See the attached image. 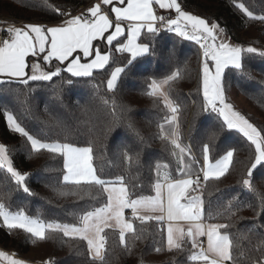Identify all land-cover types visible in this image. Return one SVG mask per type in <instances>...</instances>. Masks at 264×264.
Here are the masks:
<instances>
[{
  "label": "snow or ice",
  "instance_id": "1",
  "mask_svg": "<svg viewBox=\"0 0 264 264\" xmlns=\"http://www.w3.org/2000/svg\"><path fill=\"white\" fill-rule=\"evenodd\" d=\"M237 9L251 20L264 23V15L254 16L244 3H237ZM157 8L167 15L157 14ZM53 14L66 17L60 23L47 26L41 23L5 22L0 33L7 34L0 40V78L14 79L29 87V82H52L59 77L60 82L53 85V94L62 99L65 85L74 83L72 78H93L98 71H107L106 89L115 93L118 81L131 65L142 57L155 51L156 38L162 32L174 33L184 41H194L201 50V66L198 74V93L202 94L200 110L216 113L222 123L219 131L225 128L240 133L247 142L244 147L226 149L214 163H210L213 141L218 132L209 131L207 141L201 140L199 151L203 164L199 165L193 147L182 142L180 124L181 105L171 95L172 85L183 78L180 69L170 71L163 79L152 78L146 81L144 94L152 99L154 106L163 105V121L158 123V138L163 148L176 162V176L168 171V163H156L154 181L150 182L154 195H137L129 190L123 175L105 178L98 173L93 163L91 145L78 146L71 142H49L42 131L33 132L12 111L4 109L2 115L8 129L19 134L24 147L30 149L29 157L48 153L63 160L62 180L54 188L61 196L75 195L74 190L87 187L101 190L106 202L91 209H82L78 223H62L58 220H45L26 215L23 210L11 212L3 199H11L13 194L23 192L35 195L29 186L30 173L19 169L10 149L0 143V220L9 232L22 229L29 239L45 241L49 238L63 237L86 243L90 264H105L108 234L105 229L118 231L119 246L131 253L130 234L133 240L142 239L137 234L135 222L148 224L155 221L159 226L160 246L154 247L155 253L185 251L190 244L193 251L189 260L194 264H240L238 245L228 231L231 223L210 222L221 219L231 220L233 202L230 200L214 214L202 198L203 189L209 181H220L232 170L237 152H244V165L238 183L243 189L254 191L253 181L256 173L264 169V128H258L229 102L225 86L226 70L240 71L245 54L264 57V51L256 47H241L229 42L225 30L217 23L186 10L183 0H96L87 7L86 12L73 15L62 8L52 7ZM144 36L148 42H144ZM99 42V43H96ZM104 46H107L105 49ZM119 54H127L123 62L113 59L112 48ZM170 61L175 59V48L169 50ZM37 57L38 61L29 65L28 58ZM57 62L53 67V62ZM116 63L117 66L112 67ZM47 66V67H45ZM62 66V67H61ZM30 67V73L28 71ZM67 73V77L62 74ZM99 87V86H97ZM17 98L19 93L16 94ZM108 103L107 100L104 101ZM116 102L113 101V114ZM123 126L141 144L144 136L127 114L132 109L121 105ZM32 112L31 107L27 109ZM33 119L37 117L33 114ZM115 127V125L113 126ZM131 147L123 152V158L131 164ZM137 159L141 152L137 151ZM264 182V175L261 176ZM141 188L143 185H139ZM67 189V191H65ZM239 194L234 199H238ZM131 210V218L125 210ZM208 212L207 217L205 216ZM256 211V209H253ZM257 218L264 216V195L260 197ZM209 222H205V220ZM264 227V225H260ZM206 237L207 247L201 238ZM0 260L6 264H23L0 252ZM44 264H55L49 259ZM254 264H264V250Z\"/></svg>",
  "mask_w": 264,
  "mask_h": 264
},
{
  "label": "trees",
  "instance_id": "2",
  "mask_svg": "<svg viewBox=\"0 0 264 264\" xmlns=\"http://www.w3.org/2000/svg\"><path fill=\"white\" fill-rule=\"evenodd\" d=\"M95 0H0V27L5 22H33L48 24L62 19L53 14L52 7L62 8L66 12L76 13L81 7ZM190 13L215 22L225 30L227 38L241 47H256L264 51V23L251 20L235 7L244 3L254 16L264 15V0H183ZM144 42L147 39L142 36ZM175 48V59L170 61L169 50ZM113 59L123 62L127 54H119L112 48ZM201 65L200 49L193 41H184L174 33L162 32L155 41V51L138 57L118 81L115 93L106 89L107 71H98L93 78H72L71 86L65 85L62 99L53 94V85L60 82H29L26 87L14 79L0 78V143H4L11 152L16 166L30 173L29 186L35 195L23 192L13 194L12 198L0 199L8 210H23L26 215L45 220H58L62 223H78L82 209H91L106 202L101 190L87 187L74 190L75 195L61 196L54 191L62 180L63 160L48 153L29 157L19 134L12 133L2 113L5 108L12 111L33 132L42 131L49 142H71L78 146L91 145L92 163L98 173L105 178L123 175L129 190L137 195H154L150 182L154 181L156 163H168L172 176H176V162L163 148L158 138V123L163 121V105L154 106L152 99L144 94L146 81L152 78L163 79L170 71L180 69L183 78L171 88V95L181 105L180 124L182 142L193 147L198 161L202 159L199 151L201 140L207 141L209 131L218 132L213 141L211 161L218 159L231 147H244L247 142L240 133L225 128L219 131L222 123L216 113L202 112V94L198 93V74ZM240 71L226 70L225 86L227 95L233 92L244 99L251 113L241 109L242 114L258 128H264V57L257 54H245ZM117 66L116 63L112 67ZM67 77V73L62 74ZM99 86V87H97ZM19 93L17 98L16 94ZM108 103L105 104L104 101ZM113 101L116 102L113 114ZM121 105L132 109L127 115L136 123L144 136V143L137 141L121 119ZM31 107L32 112L27 109ZM33 114L37 119H33ZM115 125V127H113ZM131 147L133 161L128 164L123 152ZM137 151L141 152L137 159ZM244 152H237L232 170L220 181H209L203 189L202 198L214 214L230 200L233 202L231 220L221 219L210 222L231 223L228 231L238 245L240 264H254L264 250V216L257 218L260 209V197L264 195V182L261 176L264 169L256 173L253 181L254 191L242 188L238 183L244 165ZM139 185H143L141 188ZM67 191V189H65ZM239 194L238 199H234ZM256 209V211H253ZM206 211L205 216L207 217ZM128 218H131L127 215ZM205 222H209L207 219ZM137 234L142 239L129 242L133 245L131 253L124 251L118 242V231L105 229L108 234L105 264H194L189 260L190 244L185 251L167 249L155 253L154 247L160 246L159 226L155 221L148 224L135 222ZM0 248L31 263L44 264L53 260L55 264H90L86 243L63 237L49 238L45 241L29 239L22 229L9 232L0 220ZM99 264V262H96Z\"/></svg>",
  "mask_w": 264,
  "mask_h": 264
},
{
  "label": "crops",
  "instance_id": "3",
  "mask_svg": "<svg viewBox=\"0 0 264 264\" xmlns=\"http://www.w3.org/2000/svg\"><path fill=\"white\" fill-rule=\"evenodd\" d=\"M95 2H96V0H95L94 2H92L91 4H93V3H95ZM91 4H90V5H91ZM90 5H88V6H90ZM88 6H86V8H85V10H84L83 12H86ZM162 12H166V11H164V10H160V9L157 8V14H161ZM76 15H79V12L76 13ZM65 18H66V17H65ZM65 18H62V19H60L59 21H56V22H54V23H48V24H44V25L51 26V25H54V24L60 23V22H61L63 19H65ZM24 23H27V22H24ZM28 23H29V22H28ZM30 23H33V22H30ZM21 26H22V25H21ZM21 26H20V27H21ZM229 42L232 43V44H236L235 42H231L230 39H229ZM96 43H99V42H96ZM194 43H195V42H194ZM196 45H197L198 48H199V45H198V44H196ZM236 45H238V44H236ZM104 48L106 49L107 46H104ZM199 49H200V48H199ZM200 53H201V50H200ZM200 56H201V54H200ZM201 60H202V56H201ZM28 62H29V65H31L33 62H41V63H42V61H38V60H37V57H29V58H28ZM56 63H57V62H55V61L53 62V67L56 65ZM200 66H201V65H200ZM45 67H47V66H45ZM61 67H62V66H61ZM28 71H29V73H30V67H29ZM127 215H129V216L131 217V213H127L126 216H127ZM205 238H206V237H205ZM206 247H207V245H206ZM0 252H3L5 255H8V256H10V257H12V258H14V259H18V260L23 261V264H36V263H31V262H29V261H27V260H25V259L19 258V257L13 255L12 253H10V252H8V251L2 249V248H0ZM0 264H6V261L0 260Z\"/></svg>",
  "mask_w": 264,
  "mask_h": 264
},
{
  "label": "rangeland",
  "instance_id": "4",
  "mask_svg": "<svg viewBox=\"0 0 264 264\" xmlns=\"http://www.w3.org/2000/svg\"><path fill=\"white\" fill-rule=\"evenodd\" d=\"M229 40V39H228ZM231 41V40H230ZM194 42V41H193ZM232 42V41H231ZM237 44V43H236ZM239 46V44H238ZM232 92L230 94H228V100L230 103L233 104L235 110L239 111L241 114V109H246L247 111H249L251 113V109L247 106L246 102L244 101V99L240 96H237L233 90H231ZM243 115V114H242ZM6 120V119H5ZM6 124H7V121H6ZM215 161H211L210 160V163H214ZM127 213H131V210L130 209H126L125 210V216ZM127 217V216H126ZM3 223V222H2Z\"/></svg>",
  "mask_w": 264,
  "mask_h": 264
},
{
  "label": "built area",
  "instance_id": "5",
  "mask_svg": "<svg viewBox=\"0 0 264 264\" xmlns=\"http://www.w3.org/2000/svg\"><path fill=\"white\" fill-rule=\"evenodd\" d=\"M85 8H86V7H81L76 13L79 12V14H80L81 12H83V11L85 10ZM76 13H74L73 15H76ZM167 14H168L167 12H162L160 15H167ZM61 18H65V17H61ZM23 23H24L23 21L16 22V23H15V26L20 27L21 25H23ZM3 27H7V25H5V26H3ZM6 38H7V34H6V32H5V33H0V40H2V39H6ZM202 164H203V160L200 159V160H199V165L202 166ZM201 239L203 240V242H204V246L206 247V245H207V240H206V238L203 237V238H201Z\"/></svg>",
  "mask_w": 264,
  "mask_h": 264
}]
</instances>
